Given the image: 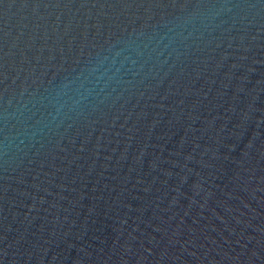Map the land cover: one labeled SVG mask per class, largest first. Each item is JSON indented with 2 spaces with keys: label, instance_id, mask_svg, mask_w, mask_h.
I'll list each match as a JSON object with an SVG mask.
<instances>
[{
  "label": "water",
  "instance_id": "water-1",
  "mask_svg": "<svg viewBox=\"0 0 264 264\" xmlns=\"http://www.w3.org/2000/svg\"><path fill=\"white\" fill-rule=\"evenodd\" d=\"M0 264H264V0H0Z\"/></svg>",
  "mask_w": 264,
  "mask_h": 264
}]
</instances>
